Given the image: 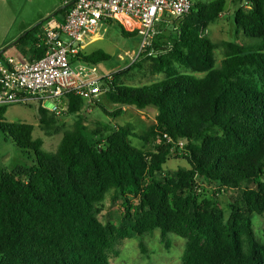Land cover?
Returning a JSON list of instances; mask_svg holds the SVG:
<instances>
[{
	"label": "trees",
	"instance_id": "1",
	"mask_svg": "<svg viewBox=\"0 0 264 264\" xmlns=\"http://www.w3.org/2000/svg\"><path fill=\"white\" fill-rule=\"evenodd\" d=\"M246 1L235 23L250 43L214 41L205 34L223 15L226 0H197L190 13L172 21L171 35L166 31L172 22L158 24L152 44L106 80V98L122 106L105 110L109 115H122L127 105L158 109L143 134L132 123L91 131L80 120L64 129L63 114L41 105V124L63 133L57 150L49 152L43 138H34L35 125L7 121L9 105L0 107V131L34 155L32 163L0 166V264H111L119 244L133 234L146 253L145 237L157 229L167 248L171 233L186 239L182 264H264V240L252 220L254 214L264 216V0ZM72 5L70 0L53 15H66ZM50 17L12 47L30 59L44 56L41 32ZM115 21L124 36L139 34L116 19L108 24ZM216 49L224 54L219 65ZM77 58L97 64L111 55L98 49ZM5 59L3 52L0 60ZM148 60L163 79L122 81ZM86 105L104 108L99 99L89 104L70 94L64 113ZM132 137L159 145L139 148ZM172 155L185 158L190 168L166 173ZM232 189L239 195L227 217L217 196ZM111 191L124 198L119 224L99 216Z\"/></svg>",
	"mask_w": 264,
	"mask_h": 264
},
{
	"label": "rangeland",
	"instance_id": "2",
	"mask_svg": "<svg viewBox=\"0 0 264 264\" xmlns=\"http://www.w3.org/2000/svg\"><path fill=\"white\" fill-rule=\"evenodd\" d=\"M193 2L195 3L197 0H193ZM246 3V0H226L223 15L216 22L210 24L205 34L214 41L238 40L239 42L250 43L251 39L244 37L242 33H237L238 28L235 23L236 10L245 6ZM63 5V0H0V52L6 49L4 52L5 57L10 52H14L13 49L15 48L10 46L13 42L21 37L25 31L49 15L54 14ZM59 16L53 15L51 18H58ZM122 24L130 32L138 28L135 27L138 24L129 19H125ZM142 42V36L139 34L124 36L115 21L113 24H103L98 30L95 40H87L84 51L87 54H91L98 49L105 50L111 55V58L97 63V66L103 73H115L127 68L137 60L140 53L144 51ZM215 54L219 65L224 58L223 50L216 49ZM151 64L152 61H145L142 68H137L128 77H123L122 81L130 85H143L163 79L165 77L164 74L152 73ZM99 100L104 104L105 109L86 105L78 113H64L66 112L64 111L59 125L64 129H70L74 127L76 122L81 120L91 131L98 128L103 129V131L106 129L107 131H112L117 126L132 123L136 132L143 134L150 125L156 122L158 109L153 105L145 109H139L136 105H127L123 107L124 113L115 117L109 115L105 110L112 112L117 107L122 106L110 102L106 98L105 92L100 95ZM41 105L40 101L34 100L14 103L8 107L5 118L9 122H26L35 125L34 138L44 139V149L46 151H56L62 140L63 133L56 134L52 126L47 127L41 124L39 113ZM51 113L53 114L52 111H50ZM48 131L52 134L51 136L47 134ZM132 143L136 147L142 148L145 146L151 150H155L159 145L158 143L146 145L138 137H132ZM33 158L34 155H29L22 151L9 136L0 131V166L12 167L16 164L32 163ZM182 167L190 168L189 162L183 157L172 155L164 168L166 173H172ZM208 190L210 189L208 188ZM238 195L239 190L232 189L219 193L217 196V200L225 210L227 217L231 212V204L234 203ZM123 202L124 198L120 194L111 191L100 206L101 212L99 216L101 220L119 224L124 212ZM252 220L258 239L263 241L264 216L254 214ZM169 238L171 247L167 248L161 240V230H155L152 235L145 237L147 252L143 253L140 248L141 237L133 234L132 237L123 240L119 244L120 254L111 258V264H182L186 239L174 233H171Z\"/></svg>",
	"mask_w": 264,
	"mask_h": 264
},
{
	"label": "built area",
	"instance_id": "3",
	"mask_svg": "<svg viewBox=\"0 0 264 264\" xmlns=\"http://www.w3.org/2000/svg\"><path fill=\"white\" fill-rule=\"evenodd\" d=\"M193 5V0H73L66 15L51 18L44 25V56L30 59L17 49L0 60V107L34 100L61 116L70 94L89 104L98 100L105 92L103 84L112 80L114 73H103L97 64L77 58L87 40H95L109 20L124 23L129 19L138 24L135 27L145 49L158 34V24L187 15Z\"/></svg>",
	"mask_w": 264,
	"mask_h": 264
},
{
	"label": "water",
	"instance_id": "4",
	"mask_svg": "<svg viewBox=\"0 0 264 264\" xmlns=\"http://www.w3.org/2000/svg\"><path fill=\"white\" fill-rule=\"evenodd\" d=\"M175 29V24L172 22L171 24H170V26H169V28H168V31H166V34L169 36V35H171L172 34V31ZM16 43V41L15 42H13L11 45H14ZM6 50V49H5ZM5 50H2L1 52H0V55L5 51ZM46 106H48V107H52V104H46Z\"/></svg>",
	"mask_w": 264,
	"mask_h": 264
},
{
	"label": "crops",
	"instance_id": "5",
	"mask_svg": "<svg viewBox=\"0 0 264 264\" xmlns=\"http://www.w3.org/2000/svg\"><path fill=\"white\" fill-rule=\"evenodd\" d=\"M69 1H70V0H69ZM63 4H64V5L66 4V0H63ZM64 5H63V6H64ZM245 6H248L247 3H246ZM61 7H62V6H61ZM61 7H60V8H61ZM60 8H59V9H60ZM49 16H53V14H52V15H49ZM46 18H47V17H46ZM50 19H51V17H50ZM50 19H49V20H50ZM58 19H60V17H58ZM43 28H44V27H43ZM10 46H13V45H10ZM10 46H8V47H10ZM0 48H1V47H0ZM14 48H15V49H13L14 52L17 51V48H16V47H14ZM7 49H8V48H7ZM4 52H5V51H4ZM14 52H10L8 55H12ZM8 55H7V56H8ZM9 106H10V105H9ZM16 165H18V164H16ZM16 165H14V166H12V167H5V168L12 169V168H14Z\"/></svg>",
	"mask_w": 264,
	"mask_h": 264
}]
</instances>
